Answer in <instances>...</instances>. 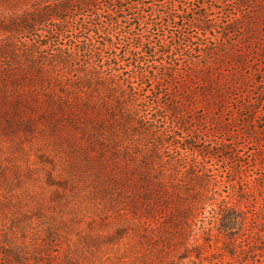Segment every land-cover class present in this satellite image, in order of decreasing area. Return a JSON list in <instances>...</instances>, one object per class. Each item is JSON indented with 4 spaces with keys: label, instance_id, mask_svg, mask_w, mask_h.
Here are the masks:
<instances>
[{
    "label": "trees",
    "instance_id": "1",
    "mask_svg": "<svg viewBox=\"0 0 264 264\" xmlns=\"http://www.w3.org/2000/svg\"><path fill=\"white\" fill-rule=\"evenodd\" d=\"M19 1L21 14L0 0V117L32 135L46 131L61 149L56 156L37 154L41 168L23 154L28 175L48 181V201L62 205L85 195L97 203L103 225L114 227L98 239L112 247L122 238L136 240L129 264H264V88L250 98L253 76L239 70L248 65L247 54L235 53L232 25L221 31L227 40L213 45L189 47L184 33L172 38L174 51L186 59L180 69L159 63L154 40L131 31V23L143 20L140 9L133 12L137 0H104L102 15L100 0ZM196 3L192 14L202 20L186 12L182 18L213 29L204 1ZM171 5H164L165 17L159 14L162 22L175 18ZM88 7L92 18L82 27L96 34L102 28L104 34L80 39L75 50L60 44L45 51L69 33V12ZM117 12L132 22L121 26ZM44 26L47 36L41 39ZM114 28L124 31L120 51L111 37ZM19 32L30 34L32 42L20 47ZM171 51L164 44L158 52ZM229 62L237 67L226 72ZM132 79L146 87L156 83L151 96L143 95L152 99L151 115ZM243 111L246 133L261 147L248 160L240 150L245 131L237 130L240 139L229 144L215 137L230 134ZM225 113L228 124H222ZM202 122L215 125L206 133L208 144L197 137ZM62 159L69 164L63 175L56 168ZM216 160L230 165L226 176L215 169ZM224 183L227 195L219 200ZM0 224V264H86L83 258L94 247L87 242L63 255L57 227L29 236ZM208 252L213 258L207 259Z\"/></svg>",
    "mask_w": 264,
    "mask_h": 264
},
{
    "label": "rangeland",
    "instance_id": "2",
    "mask_svg": "<svg viewBox=\"0 0 264 264\" xmlns=\"http://www.w3.org/2000/svg\"><path fill=\"white\" fill-rule=\"evenodd\" d=\"M3 1V0H1ZM197 0H137L138 7L133 8V12L138 9L141 10L143 20L140 25L135 22L131 23V17H123L119 12L115 13L120 18V24L126 27L129 23L133 24L131 31L139 35L143 40H154L153 44L157 49V57L159 63L166 65H178V68L184 66L185 58L181 57L179 52L174 51V42L172 38L178 36L179 33H184L188 37V46L195 48L198 44H217L223 39L221 31L229 24L232 25L230 33V42H233V49L235 53L240 54L245 51L247 54L248 65L239 67V70L246 72L247 75H252L253 79L250 83L252 93L250 98L256 97L257 92L264 88V0H203L204 11L208 13L206 21L213 25V29L205 31L204 28H195L190 21L184 20L181 14H190L194 18L199 19L198 16L192 14V10L196 8ZM5 8L12 12L22 13V1L6 0ZM171 3L172 12L175 13V18L168 23L162 22V10L168 8L164 5ZM4 4V3H3ZM106 1L100 0L97 6L99 14H104ZM162 14V17H159ZM92 10L90 7L79 11L71 10L68 14V21L70 29L69 33L63 34L58 39L50 41V45L45 48V51H51L60 44L69 46L75 50L77 43L84 37H92L95 40L99 37L98 34H104V29L100 28L98 34L90 32L82 27V24L88 23L92 18ZM157 19V20H156ZM104 21V19L102 20ZM103 26V25H102ZM45 27V26H44ZM122 27V28H123ZM122 28H114L111 37L116 47L120 51L124 40V31ZM41 31V39L47 36V27ZM162 35V40L157 38ZM15 40L22 46L23 43H31L32 37L30 34L19 32L15 34ZM170 45L171 54L162 56L158 51L163 45ZM194 56L200 59V62H205L206 59L200 53H194ZM158 63V64H159ZM233 63L223 67L226 72H231L236 69ZM124 72V71H123ZM261 72V75L260 73ZM126 78L122 75L121 79ZM180 79V75L177 80ZM133 88L136 90L142 107L146 109L148 114H152L154 105L152 99H143V95L151 96L152 88L156 89V83L152 85L143 86L135 79H132ZM177 82V81H176ZM146 91V92H144ZM147 103H144V102ZM162 100L160 99V102ZM236 108V106H234ZM234 108V109H235ZM247 113L241 112L240 117L236 120V124L231 125V133L224 135L217 134L215 137L225 138L228 144L233 141H238L240 138L236 137V131L240 130L245 133L240 143L241 154L244 160H248L250 154L261 149L258 140L254 136H248L246 133L248 120ZM151 117V116H150ZM149 117V118H150ZM222 124H228L231 121V116L228 113L223 114ZM257 126L260 121H257ZM20 126V127H19ZM215 125L211 123L202 122L197 124L200 128L198 132V139L200 144L209 143L210 138L206 133L213 130ZM186 136V133H185ZM245 140V141H244ZM55 139L44 130H38L36 134H29L23 130L22 125H14L13 122H7L6 119L0 117V220L3 227L7 229L16 230L18 232L35 234L36 232H43L49 225L57 227L60 231L61 239L57 243V248H60L61 253L66 255L71 249L73 250L77 245H82L89 242L94 247L90 249V255L83 258L86 264H129V256L133 254L134 242L132 240L121 239L120 242H115L112 247L107 240L98 239L99 236L104 238L108 233L114 230L103 225V216L97 209V203L89 200L84 195L83 197L72 198L70 202L52 204L48 201L49 193L47 187V180L45 176H29L27 173L29 167L24 159L25 153L31 154L30 163L33 168L44 167L40 165L38 155L40 152L46 155L56 156L61 153V149L54 145ZM262 157H264V149L262 150ZM62 159L57 164V172L62 175L66 173L68 163ZM215 169L219 170L220 174L226 176L227 169L230 167L226 162L216 160L213 162ZM255 176L256 172L252 170L249 173ZM224 193L219 197L222 200L226 197V183L222 185ZM45 196H41V194ZM41 197L43 199H41ZM42 204V205H41ZM210 211V208H207ZM63 212V213H62ZM207 215L208 212H207ZM114 221V220H113ZM94 223V224H93ZM113 223V222H111ZM93 224V226H90ZM1 225V224H0ZM91 233V235H90ZM89 236V237H88ZM59 244V246H58ZM91 246V247H92ZM82 247V246H81ZM89 250V248H88ZM127 250L129 254H127ZM89 253V252H88ZM213 258V255L208 252L207 259Z\"/></svg>",
    "mask_w": 264,
    "mask_h": 264
}]
</instances>
